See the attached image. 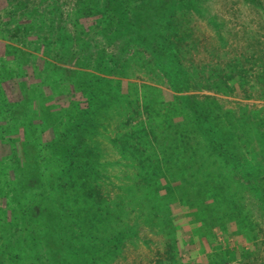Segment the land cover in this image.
<instances>
[{"label": "rangeland", "instance_id": "374dc122", "mask_svg": "<svg viewBox=\"0 0 264 264\" xmlns=\"http://www.w3.org/2000/svg\"><path fill=\"white\" fill-rule=\"evenodd\" d=\"M40 1L0 0V264H52L49 251L59 264L80 256L60 243L61 235L55 250L47 246V235L35 231L26 208L34 202L32 190L43 187L18 183L27 157L39 158L40 167L53 174L55 193L65 196L70 237L88 243L95 233L100 241L121 233L118 252L108 245L95 250L90 241L92 260L78 264L101 257L99 264H264V0H195L181 24V45L189 49L181 60L203 67L202 77L224 86L217 90L196 81L189 91L174 89L155 70L158 62L146 66L133 49L119 51L120 63L114 64L115 45L97 35L91 20L73 26L76 0H48L58 2L59 12H49L46 2L39 17L27 15ZM52 18L67 25L72 40L65 45L58 31L49 36L50 45L44 40ZM41 19L45 24L38 26ZM169 36L177 43L180 32ZM99 49L105 51L100 64ZM177 62L168 55L164 66L171 70ZM186 94L204 102L216 98L222 114L229 110L242 118L234 127H217L221 135L230 131L240 164L197 144L196 154L181 145L167 149L169 158L162 156L157 140L179 134L186 111L174 97ZM145 99L155 111L152 122ZM89 103L90 112L82 113ZM49 104L55 113L41 118L40 107ZM56 135L62 143L80 142L73 150L76 166L72 158L63 160L67 153L60 147L48 145ZM254 147L257 155L250 154ZM68 164L82 179L72 181L71 173L61 179Z\"/></svg>", "mask_w": 264, "mask_h": 264}, {"label": "trees", "instance_id": "16d2710c", "mask_svg": "<svg viewBox=\"0 0 264 264\" xmlns=\"http://www.w3.org/2000/svg\"><path fill=\"white\" fill-rule=\"evenodd\" d=\"M29 2L30 0H27V5ZM46 2H48V0H41L39 3L33 5V8L27 10V15L34 16L36 18L39 17L37 13L40 11L41 6L46 4ZM195 3V0H76L75 7L70 18H72L73 26H77V28L83 25L80 23L82 19L91 20L90 26L93 29H97V35H100L107 45H115L116 51L111 55V58L114 60V64L120 63L121 57L118 55L119 51L120 53H123L126 52L127 49H133L135 50V55L140 54L141 57L143 56V58H145L146 66L151 67L152 63L158 62V65L156 67L154 66L155 70L160 68L159 70L162 71L167 78H169V82L174 89L179 91H189L191 85L193 83L195 84L197 81L206 84L207 88H216L217 90H220L218 88H222L224 86L223 81H214V79L204 78L201 76L203 72H200L203 67L193 68V64L188 65L192 61L184 64V61L181 60V55H185L187 51L189 52V49L184 51L181 45L183 40L186 39L184 35L185 31H182L181 24L186 15L195 9ZM45 6L50 10L49 12H59V5L57 1H53L52 3L48 2ZM40 22L41 23L39 25L37 24L38 26L45 24L44 19H41ZM58 23L55 22L54 18L48 22V35H46L44 40L48 41L49 36L55 31H58L57 39L62 41L65 45L66 41L69 42L72 40V37L68 32L67 25H58ZM35 25L36 24H31L28 28L34 29ZM177 32H180V36L177 38V43L173 40V38L168 41V38L170 37L169 35L172 33L176 34ZM51 41H53V39L49 40V45L51 44ZM94 46L99 47V44L97 43ZM141 50L143 51L141 52ZM103 52L105 51L99 49L95 54L96 62H99V64L104 60ZM146 53L149 54V57L144 56ZM154 54L157 55L154 56L156 59L151 58ZM168 55H173L178 58L177 68L169 70L164 66V61ZM84 58L87 59L88 57ZM132 58H134V55L128 57V62L133 60ZM75 88L79 89L80 86L77 87L75 85ZM81 89L82 91L91 94L87 87ZM82 94L83 93H81V95ZM174 98L179 99V101L176 102H181L180 106L184 108L183 110H185L186 113L182 118L183 123L179 125V134L176 132L172 134L171 139L170 137H167L161 141L157 140L158 143H156V148L160 150L162 156L164 158H169V155L171 156L169 151H173L174 148H180L181 145H189L186 152L190 151V154H196V146L201 145L203 147L208 146L209 149H212L213 153L217 154L218 157H221L227 163L230 161L229 164L234 160L240 164L241 158L239 159L238 156L233 153L236 146L233 145V138L230 131H223L221 135L219 132L221 130H218L217 127L220 125L226 127V123L230 124L228 127H234V125H236V121H241L242 118H236V120L229 110L222 114L220 105L218 104L216 98L213 97H206L210 100L205 102L192 94H186L181 97L175 96ZM175 103L172 101V103H170V107L173 108L174 111H178L179 109L176 107ZM148 106V101L145 99L144 110L148 113V121L152 122L155 111H150ZM90 107L91 103L84 108L81 107V112L85 114L89 113ZM40 109L41 118H45L46 116H50V114L53 115L55 113V109H53L52 104H49L47 107H40ZM178 122L180 123L181 121ZM184 127L187 131L184 130ZM53 130H55L54 127ZM165 140L167 141V147H165V143H163ZM29 143H27V153L30 150ZM48 143V145H56L60 147L61 150L67 153L66 155H63V160L66 162L68 158H72L70 163L71 165L74 164L76 166V162L73 157L78 154V151L74 152L73 150L77 149L80 142L77 145H73V140L71 138L69 143H62V140L56 135L53 140H51V142L48 141ZM167 149H169V151ZM250 154L257 155L255 147ZM86 160L91 162L93 165L95 164L90 157H86ZM74 165L66 167V173H64L63 170L64 174L63 177H61L63 181L66 180L64 178L65 175L68 173H71L72 175L73 172H75ZM43 169L44 168L40 167L38 157H27V171L25 170V173L20 175L18 183L24 184L27 189H33V187H36L37 184H40L41 188L43 187L41 189L42 191L39 190L34 192V189L32 190L34 202L26 208V213L29 215V219L31 223H33L35 231L38 233L42 232L43 236L47 235V246L50 249L55 248L56 250V248L60 246L56 244V240L58 235H61L63 238L60 243H64L63 245L70 249L68 251H72L73 249L80 251V256L78 255L79 257H77V259L67 256L64 258L65 263L63 262V264H78L82 259L87 257H90L92 260L93 252L90 251L89 248L93 245L90 244V241H92L94 246H96L95 250L103 248L104 245H108V247H112L113 252H118L120 242L122 241L120 232L116 235H110V237L104 241L97 239L99 236L95 233L93 236L88 238V243H82V241L79 240L75 241V237H70V234H72V224L67 221L66 215L69 212L72 214V211H70L69 206H66L63 203L65 196H58L55 193L57 191V183L54 180L52 172L48 173ZM167 172L172 174V171L169 169H167ZM70 178L72 181L77 182L82 179V176L72 175ZM63 185L64 183L58 184L59 187ZM55 201L59 203L58 207H61L60 209L56 208L53 204ZM55 219L59 220V222H55ZM63 223L67 226L64 227ZM53 233L57 236L53 235ZM94 240L97 241L94 243ZM98 243L101 245H97ZM49 253L51 255H49L48 258L51 260V263L59 264L58 255L52 254L51 251H49ZM108 253L109 252H107V254ZM114 255L115 253H112V256ZM101 259L102 257L99 260ZM99 260L95 261V264H99Z\"/></svg>", "mask_w": 264, "mask_h": 264}]
</instances>
